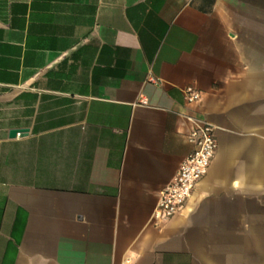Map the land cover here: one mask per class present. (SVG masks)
Segmentation results:
<instances>
[{"label": "crops", "instance_id": "1", "mask_svg": "<svg viewBox=\"0 0 264 264\" xmlns=\"http://www.w3.org/2000/svg\"><path fill=\"white\" fill-rule=\"evenodd\" d=\"M0 264H264V0H0Z\"/></svg>", "mask_w": 264, "mask_h": 264}, {"label": "built area", "instance_id": "2", "mask_svg": "<svg viewBox=\"0 0 264 264\" xmlns=\"http://www.w3.org/2000/svg\"><path fill=\"white\" fill-rule=\"evenodd\" d=\"M184 96L188 102H194L200 98L201 94L193 86H186ZM192 119L194 126L187 134L191 150L180 162L171 181L162 188L152 213V221L157 226L182 210L196 185L208 172L215 156L218 144L214 126L201 118L193 117Z\"/></svg>", "mask_w": 264, "mask_h": 264}, {"label": "water", "instance_id": "3", "mask_svg": "<svg viewBox=\"0 0 264 264\" xmlns=\"http://www.w3.org/2000/svg\"><path fill=\"white\" fill-rule=\"evenodd\" d=\"M20 131H24V129L14 128L10 131V136H15Z\"/></svg>", "mask_w": 264, "mask_h": 264}]
</instances>
